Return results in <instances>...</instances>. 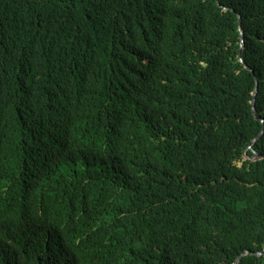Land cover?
<instances>
[{
  "label": "trees",
  "instance_id": "trees-1",
  "mask_svg": "<svg viewBox=\"0 0 264 264\" xmlns=\"http://www.w3.org/2000/svg\"><path fill=\"white\" fill-rule=\"evenodd\" d=\"M256 83L264 0H0V264L264 252Z\"/></svg>",
  "mask_w": 264,
  "mask_h": 264
},
{
  "label": "water",
  "instance_id": "water-1",
  "mask_svg": "<svg viewBox=\"0 0 264 264\" xmlns=\"http://www.w3.org/2000/svg\"><path fill=\"white\" fill-rule=\"evenodd\" d=\"M239 23H240V25H241V18L239 17ZM241 28V27H240ZM240 35H241V54H240V56H239V61H240V63L248 70V71H250V72H252L251 71V69L250 68H248L246 65H245V62L243 61V58H242V53H243V51H244V49H245V43H244V34H243V32L241 31V29H240ZM257 95H258V84L256 83V88H255V92H254V94H253V103H252V107H253V113H254V117L256 118V120L257 121H260L262 124H263V126H264V121L263 120H260L258 117H257V114H256V98H257ZM264 135V128H263V131H262V133L260 134V136L257 138V139H255L253 142H252V144L250 145V147H249V150H251V151H253L252 149H253V145L259 140V139H261V137ZM253 158L251 159V158H248V157H246L245 156V159L246 160H250V161H252V162H254V163H256V162H259V161H261V160H264V156H259L258 154H256L254 151H253ZM249 254H252V255H255V256H258V257H260V256H262V255H264V252H262V253H254V252H251V251H247V252H244L243 254H241L237 259H236V261L234 262V264H239V262L242 260V258H244L245 256H247V255H249Z\"/></svg>",
  "mask_w": 264,
  "mask_h": 264
}]
</instances>
